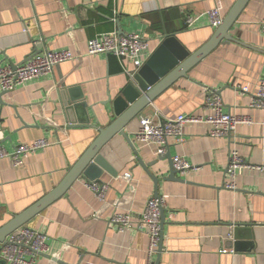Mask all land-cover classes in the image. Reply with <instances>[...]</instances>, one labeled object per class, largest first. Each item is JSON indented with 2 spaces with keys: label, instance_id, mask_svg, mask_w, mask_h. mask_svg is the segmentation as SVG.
<instances>
[{
  "label": "crops",
  "instance_id": "crops-1",
  "mask_svg": "<svg viewBox=\"0 0 264 264\" xmlns=\"http://www.w3.org/2000/svg\"><path fill=\"white\" fill-rule=\"evenodd\" d=\"M234 2L221 0L224 14ZM212 6V0H0V65H18L45 49H67L75 56L13 90L0 89V145L10 151L38 138L50 142L19 166L0 159V226L53 189L97 136V127L114 117L112 105L105 104L130 81L122 65H132L110 53L88 54V40L119 28L143 36L149 41L143 63L167 35L193 52L215 30L207 16ZM186 13L195 16L190 27ZM230 34L240 42L220 43L163 90L124 128L129 141L115 134L102 147L91 174L109 185L103 201L79 177L24 224L46 234L48 252L37 264H146L147 234L134 226L118 231L109 221L115 212L135 220L156 195L166 196V204L162 249L153 262L264 264V172L242 169L237 189L223 186L230 149L251 164H264V109L249 107L264 78V0H248ZM61 90L81 101L70 111L76 126L67 121ZM210 91L220 94L224 111L246 115L251 123L237 125L230 138L211 137L205 123H186L184 140H170L167 151L192 168L169 178L173 166L167 152L158 156L156 145L134 139L139 117L206 115Z\"/></svg>",
  "mask_w": 264,
  "mask_h": 264
},
{
  "label": "built area",
  "instance_id": "built-area-1",
  "mask_svg": "<svg viewBox=\"0 0 264 264\" xmlns=\"http://www.w3.org/2000/svg\"><path fill=\"white\" fill-rule=\"evenodd\" d=\"M213 6L207 11L209 24L213 28L221 25L224 17L221 0H212ZM195 16L186 13L185 23L187 27L193 25ZM37 43V41H36ZM35 43V45H36ZM149 48L147 38L134 33L120 34L116 31L98 34L88 40L87 53H110L121 63L127 58L132 67L123 72L129 80H133L143 64L142 55ZM75 58L73 53L67 49L43 50L32 52L27 59L12 67L11 65H0V89L10 91L42 74L53 71L58 64ZM241 92H247V86L236 87ZM205 108L209 111L206 115L180 114L173 118H164L154 121L149 116L139 117V124L134 133V139L143 145L154 144L157 146L156 154L165 155L169 141L181 143L184 140L183 127L186 123H205L210 126L208 134L211 137L230 138L235 132L237 125L249 124L251 119L246 115H235L223 110V99L219 93L210 91L204 101ZM250 108L264 109V78L257 82L254 93L251 94ZM50 142L45 138H38L30 143H19L12 150H7L0 145V159L10 160L12 165H21L29 154L45 148ZM173 168L180 174L191 170L189 162L181 155L171 158ZM242 169L258 170L264 172V164H251L235 148L230 149L225 175L228 180L223 186L228 189H237L236 177ZM86 186L103 201L105 192L109 185L98 180H85ZM166 204V196L151 197L147 200L144 209L138 217L133 220L127 212H115L110 217V223L115 225L118 231H124L132 226L144 231L148 237L146 264H153V258L157 254L161 233V210ZM227 251V250H224ZM48 252L46 234L40 230L22 225L11 232L0 243V257L9 264H37V257Z\"/></svg>",
  "mask_w": 264,
  "mask_h": 264
},
{
  "label": "water",
  "instance_id": "water-1",
  "mask_svg": "<svg viewBox=\"0 0 264 264\" xmlns=\"http://www.w3.org/2000/svg\"><path fill=\"white\" fill-rule=\"evenodd\" d=\"M247 1L248 0H235L224 14L221 25L215 28L210 38L193 52L187 51L175 35L163 37L156 49L148 56L135 74L133 80H130L116 97L112 99L109 98L106 102L105 105H112L114 114L112 121L105 127H97V136L77 161L67 170L64 177L53 189L22 212L13 215L11 219L0 226V243L4 242L5 238L15 229L26 224L35 215L40 213L59 197L63 196L73 182L79 177H85L87 180H96L95 178H99L91 174V167L93 168L96 166L95 163L97 162L96 159L100 150L111 137L115 134H120L129 141L124 128L140 114L143 109L151 104L163 90L174 83L178 78L186 77L189 70L212 52L220 43H228L230 41L240 42L230 34V31ZM119 33H123L120 28ZM40 47L41 43H36L35 50ZM11 66L15 67L16 65L12 64ZM63 92L64 90L59 92V101L64 106L67 121L70 122L69 125L76 126L70 111L77 105H80L81 101L77 103V98H67V95H63ZM67 92H71V89L68 88ZM80 125L83 126L85 123H80ZM166 157L171 158L169 151H167ZM178 173L179 172L173 168L169 174V178H175V175ZM152 178L154 179L155 177L152 175ZM161 221L163 222V209L161 210ZM161 245L160 233L157 257L162 249ZM57 263L63 264L61 261H57ZM157 263L158 259L153 262V264ZM0 264H4V260L0 259Z\"/></svg>",
  "mask_w": 264,
  "mask_h": 264
}]
</instances>
